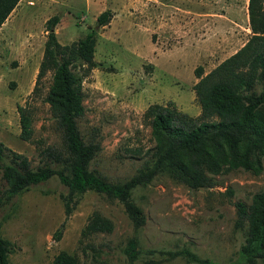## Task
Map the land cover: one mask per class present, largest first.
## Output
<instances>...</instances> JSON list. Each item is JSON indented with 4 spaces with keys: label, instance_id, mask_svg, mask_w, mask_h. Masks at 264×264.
<instances>
[{
    "label": "rangeland",
    "instance_id": "374dc122",
    "mask_svg": "<svg viewBox=\"0 0 264 264\" xmlns=\"http://www.w3.org/2000/svg\"><path fill=\"white\" fill-rule=\"evenodd\" d=\"M247 0H19L0 25V141L38 162L37 149L60 146L61 134L44 100L49 72L32 91L46 35L45 20L56 14L59 42L83 36L96 15L108 9L109 21L96 35L95 66L83 77V115L77 119L84 139L99 149L90 165L111 180H123L140 166L153 144L142 118L152 102L172 101L190 116L199 113L193 69L205 72L234 52L250 34ZM32 113L30 140L19 138L16 105ZM213 185L191 189L167 173L131 191L144 213L134 228L117 199L86 190L65 215L56 176L30 185L0 211V235L13 243L12 264H51L63 249L78 264H127L122 247L135 236L139 257L132 264H196L180 256L148 254L147 249L188 248L211 264H237L245 227L235 224V200L245 204L264 189L262 170L242 168L213 175ZM92 210L113 224L109 232L80 231ZM60 224L59 238L53 232ZM146 258H151L147 260ZM258 264H264L261 261Z\"/></svg>",
    "mask_w": 264,
    "mask_h": 264
},
{
    "label": "trees",
    "instance_id": "16d2710c",
    "mask_svg": "<svg viewBox=\"0 0 264 264\" xmlns=\"http://www.w3.org/2000/svg\"><path fill=\"white\" fill-rule=\"evenodd\" d=\"M19 0H0V25ZM250 34L231 54L203 72L193 69L197 78L192 84L199 113L190 116L172 101L152 102L142 112L150 127L153 144L143 150L137 170L123 180H111L90 165L98 142L84 139L77 119L83 115V77L95 66L94 45L98 28L109 21L108 9L100 11L87 32L66 43L58 41L54 25L58 16L45 20L46 35L32 91L49 72L50 81L44 95L56 127L60 130V146L47 144L37 149L38 162L0 141V211L12 205L16 196L30 185L56 176L66 187L59 196L65 215L74 207L80 194L93 190L122 203L136 228L143 224L144 213L132 197L137 185L148 183L155 175L167 173L191 189L213 185V175L242 168L253 174L262 170L264 155V0H247ZM19 138L30 140L32 113L25 102L16 105ZM235 224L245 227L244 241L239 246L237 264L264 263V189L254 192L250 202H233ZM60 226L53 232L59 238ZM112 221L98 210H92L80 235L85 241L98 232L112 230ZM13 243L0 235V264H12L9 253ZM166 257L180 256L196 264L215 263L188 248L154 250ZM127 264L139 257L137 239L133 235L122 247ZM150 260L151 258H146ZM51 264H78L75 253L63 249L56 252Z\"/></svg>",
    "mask_w": 264,
    "mask_h": 264
},
{
    "label": "crops",
    "instance_id": "0c3cea01",
    "mask_svg": "<svg viewBox=\"0 0 264 264\" xmlns=\"http://www.w3.org/2000/svg\"><path fill=\"white\" fill-rule=\"evenodd\" d=\"M248 30L250 31L249 27H248ZM244 41L241 42V44L243 43ZM206 72V71H205Z\"/></svg>",
    "mask_w": 264,
    "mask_h": 264
}]
</instances>
